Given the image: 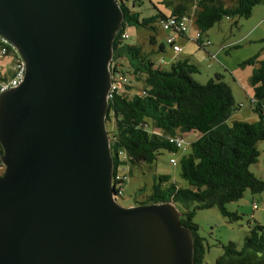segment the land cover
<instances>
[{"label": "water", "instance_id": "water-1", "mask_svg": "<svg viewBox=\"0 0 264 264\" xmlns=\"http://www.w3.org/2000/svg\"><path fill=\"white\" fill-rule=\"evenodd\" d=\"M119 0H0L26 61L0 94V264H196L172 202L118 203L107 129Z\"/></svg>", "mask_w": 264, "mask_h": 264}, {"label": "trees", "instance_id": "trees-1", "mask_svg": "<svg viewBox=\"0 0 264 264\" xmlns=\"http://www.w3.org/2000/svg\"><path fill=\"white\" fill-rule=\"evenodd\" d=\"M119 1L125 17L114 40L110 70L112 75L118 70L129 74L139 79L142 85L137 88L129 82L127 75L122 91L109 99L107 125L111 121L113 126L111 130L107 129L111 137L113 175L123 167L128 170V177L131 166L153 163L163 149L178 150L168 140L170 135L178 131H198L200 137L180 158L181 176L188 186L177 185L169 175H159L154 178L145 199L139 203H174L180 211L181 223L192 232L195 263L207 264L205 238L193 220L196 210L218 206L230 220L238 219L239 215L228 210L226 204L242 198L247 190L253 193L264 191V179L250 170L260 156L258 144L264 141V56L260 57L264 54V37L261 38V54L244 62L254 67L252 103L259 119L255 122L236 120L229 124L227 120L236 108L227 83L212 79L206 83L198 82L193 77L198 69L187 60H177L168 69L161 68L140 45L121 40V34L128 25L133 23L155 29L153 23L169 15L162 13L158 19L155 16L140 19L125 0ZM260 3L264 0H237L233 5H227L225 0H179L171 15L193 13L197 28L205 32L224 17L247 18ZM197 42L206 47L201 41ZM121 58L127 59L129 69ZM142 90L146 94L140 93ZM150 123L162 133L151 132L148 129ZM2 154L0 144V166L3 168ZM126 180L116 182L124 186ZM140 191H145L144 187ZM223 247L224 253L217 258L216 264H228L230 260L241 259L250 252L259 254L264 260V226L259 223L252 225L241 248L234 242Z\"/></svg>", "mask_w": 264, "mask_h": 264}, {"label": "rangeland", "instance_id": "rangeland-1", "mask_svg": "<svg viewBox=\"0 0 264 264\" xmlns=\"http://www.w3.org/2000/svg\"><path fill=\"white\" fill-rule=\"evenodd\" d=\"M130 9L139 14V18H148L152 13H158L159 9L154 7L150 0H143L142 3L136 0H125ZM158 7L166 10L167 0H153ZM151 12V13H150ZM264 18V3L256 5L252 14L245 17H224L221 21L215 23L207 31L203 32V38L209 39L211 45L202 47L198 44L196 37L182 38L180 43H191L192 47L185 53H176L174 48L162 35L160 28L152 29L141 27L136 24L127 26L130 38L126 43L140 45L144 51L149 53L150 58L157 66L168 69L170 63L177 60H187L189 63L197 67V72L193 73V77L200 83H206L209 80H222L230 87L235 102V110L228 118V123L234 121L255 122L259 119L257 112L254 110L253 84L251 76L254 67L244 63L250 57L261 54L263 47L262 42L258 41L260 29H256L254 33H250L255 24ZM154 25V23H153ZM194 23L190 25L189 33H191ZM156 33L158 41L150 43L147 39L148 34ZM264 32V31H263ZM250 35V38L249 37ZM257 38V39H256ZM257 40V41H256ZM164 43L168 54L161 49ZM154 50V51H153ZM218 56H214L215 54ZM171 54V55H170ZM264 54H261V58ZM7 57V56H6ZM123 65L129 69V62L126 58L120 59ZM5 62V58L0 60ZM8 73V69L5 70ZM129 82L139 88L142 82L127 74ZM113 123L108 122V129L111 130ZM148 129L151 132L158 133L153 123H150ZM154 132V133H155ZM186 145L176 151L163 149L160 151L153 163L143 162L141 165L131 166V174L128 175L124 184L123 195L118 196V203L124 207H130L142 202L145 195L153 184L154 178L159 175H169L171 181L179 186L186 187L188 182L181 176L180 158L184 153L189 152L192 148L191 142L194 135L186 137ZM185 148V149H184ZM260 156L258 161L250 166V170L258 177L264 179V141L258 144ZM174 158L177 164H172L170 160ZM5 167L0 166V174L4 172ZM120 173H128L127 169L120 168ZM145 191H140L141 188ZM254 204L257 208L254 209ZM228 210L236 212L238 219L230 220L228 216L223 215L218 206L206 209L196 210L193 220L199 226V233L205 238L206 254L205 261L207 264H216L217 258L224 253V245L229 242L237 244L238 248L242 244L249 233L250 227L256 223L264 226V191L253 193L247 190L243 197L226 204ZM261 264L264 260L259 254L250 252L241 259H232L228 264Z\"/></svg>", "mask_w": 264, "mask_h": 264}, {"label": "built area", "instance_id": "built-area-1", "mask_svg": "<svg viewBox=\"0 0 264 264\" xmlns=\"http://www.w3.org/2000/svg\"><path fill=\"white\" fill-rule=\"evenodd\" d=\"M192 23H194L193 13H185L181 16L169 15L167 18L160 20V26L164 30L169 32L166 38L170 45L176 51V54L182 51V47L176 42V34L186 35L189 32L190 25ZM129 38L130 35L126 29L121 34V40L126 41ZM196 39L201 41V43L206 47L212 44L209 39L203 38V32H201L200 30H198V32L196 33ZM7 55H13L15 59L8 73L0 71V94L18 87L23 82L27 71L26 61L19 54L17 47L8 38L0 34V57H4ZM126 82L127 75L125 73L121 72L120 70L114 72V74L112 75V81L108 93V100L115 94L120 93ZM140 93L146 94V91L142 90ZM168 140L178 149L186 145V138L181 134L170 135L168 137ZM170 162L174 165L177 164V161L174 158H172ZM121 179H127V174H122L119 171L115 176L113 175V185L115 187V190H117V196L123 195L124 186H119V182H116ZM115 182L118 183L116 184L118 188H116ZM254 208H257L256 204H254Z\"/></svg>", "mask_w": 264, "mask_h": 264}, {"label": "crops", "instance_id": "crops-1", "mask_svg": "<svg viewBox=\"0 0 264 264\" xmlns=\"http://www.w3.org/2000/svg\"><path fill=\"white\" fill-rule=\"evenodd\" d=\"M153 4H154V7H156V8H158L159 9V12L158 13H152V15H151V17H154L155 16V18H160L161 17V14L163 13V14H165V15H171L173 12H174V10L176 9V4L178 3V1L179 0H167V5H170V7H167L166 6V10H163V9H161L160 7H158L157 6V4H155V2H153V0H150ZM236 1L237 0H225V3L227 4V5H233V4H235L236 3ZM140 3H142V2H140ZM151 13V12H150ZM195 24V23H194ZM158 27V28H160V31H161V33H162V35H164V37H166L167 35H168V31H166V30H164L161 26H160V24H159V22H154V25L152 26V27H155V29H157L156 28V26ZM260 29V31L258 32V35H261V32L262 33H264L263 31H264V18H262V20H260L259 22H258V24H255L254 26H253V29L251 30V32L250 33H254L255 32V30L256 29ZM192 31H191V33H187L186 35H180V34H176V38H177V40H176V42H177V44H179L181 47H182V51L180 52V53H185L189 48H191L192 47V45H191V43H180V41L182 40V38L184 37H186V38H191V37H196V33L198 32V28H197V26H196V24L194 25V27H192V29H191ZM250 35L251 34H249V37L248 38H250ZM262 37H264V34L262 35V36H258V41H260L261 42V38ZM147 39H148V41L150 42V43H156L157 41H158V36H157V34L156 33H152V32H150L149 34H148V36H147ZM257 39V38H256ZM257 41V40H256ZM163 45V50H164V52L165 53H169V52H167L166 51V49H165V46H164V43L162 44ZM154 51V50H153ZM262 52V47H261V50H260V53ZM172 55H176V53L174 54V53H171ZM170 54V55H171ZM219 54H215L214 56H218ZM5 58V62L3 63V62H0V71L1 72H5V70H7L8 69V71L11 69V67H12V65H13V62H14V59H15V57L13 56V55H7V57L6 56H4V57H0V60H2V59H4ZM175 62V61H174ZM173 63V62H172ZM172 63H170V66H171V64ZM256 121V120H255ZM156 129H158L159 131H158V134H161L162 133V131L159 129V128H157V127H155ZM155 132V131H154ZM157 132V131H156ZM155 132V133H156ZM177 134H181V135H183L185 138L187 137V136H190V135H194V138H192L193 140H192V142L193 141H195L197 138H199L200 137V133L198 132V131H195V130H189V131H178L177 132ZM186 140H187V138H186ZM192 142H191V146H192ZM185 149V148H184ZM188 152V151H187ZM254 208V207H253ZM254 209H256V208H254Z\"/></svg>", "mask_w": 264, "mask_h": 264}]
</instances>
